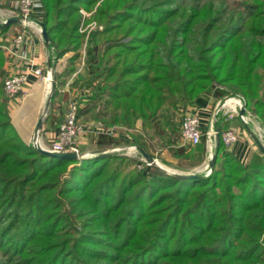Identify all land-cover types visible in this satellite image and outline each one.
I'll list each match as a JSON object with an SVG mask.
<instances>
[{
  "label": "trees",
  "instance_id": "16d2710c",
  "mask_svg": "<svg viewBox=\"0 0 264 264\" xmlns=\"http://www.w3.org/2000/svg\"><path fill=\"white\" fill-rule=\"evenodd\" d=\"M81 1L38 0L41 12L38 21L50 38L56 60L62 59L67 53H73L66 63L67 73L75 69L74 63L78 61L79 52L84 46L89 60L99 58L100 66L95 74L98 81L92 86L90 99L82 109L79 108L78 118L99 119L107 126L118 125L130 130H135L136 122L140 120L141 133L130 134L131 142L128 143L144 149L152 157L148 141L158 138L162 146H176L180 140L176 139L175 133L181 137L182 120L186 112L194 113L190 109L196 100L214 90L220 96L241 98L245 110L254 113L264 126V0H237L239 2L232 3L227 0H207L196 4V11L195 7L188 5L191 0L174 1L176 5L173 7L169 6L173 5L169 0H162L165 1L164 6L170 8L155 12L156 18L148 20H141L138 13L135 18L127 16L128 13L122 8L125 4L115 2L111 5L107 2L105 7L94 13V18L102 22V28L91 31L86 42L84 33L80 32L81 14L78 4ZM142 3L145 4L146 1ZM180 5L184 8H177ZM140 24L148 29L142 28ZM9 26L0 25V29ZM107 35L115 38H104ZM130 35L132 38L129 43L123 45L115 42L116 46H110L111 41L125 39ZM113 49L116 51L112 52ZM2 62L0 51V129L5 128L0 131V181L6 184V178L14 180L0 188V194L3 193L0 199H12L10 207L6 208V204L0 207V227L8 221L14 222L11 229L19 228L20 231L23 230L22 236H25L29 229L32 230L31 222L35 224L39 221L38 225L43 223L44 212L41 208L45 205L41 201L46 188H35L34 184L44 178L54 183L63 167L76 161L52 159L31 146L22 149L24 142L12 126L7 109L11 98L3 89L6 78L4 79ZM55 92L54 88L52 99ZM180 116V127L176 129L174 121ZM220 128L222 127L218 126L217 129L221 132ZM6 131H10L7 140L4 138ZM202 132L199 144L188 145L196 150H191L188 146L185 149L171 150L173 158L187 162L173 165L174 167L187 171L182 168L200 165L201 160L197 155L204 154L206 141L205 129ZM94 142L99 150L120 144L119 139L106 134L98 135ZM194 157L197 160L189 162ZM32 159L46 161L38 170V176L35 175L34 183L30 185L34 197L26 196L25 193L27 184L32 181L26 178L34 173L37 163ZM49 165V168H45ZM151 169L157 174L165 172L155 166ZM97 170L99 171L94 172L97 175L94 179L104 172L100 167ZM141 177L146 178L142 174ZM148 178L145 183L152 187L154 181L157 185L166 182L165 188L173 189L172 193L158 195L156 205L155 202H150L142 209L139 207L142 214L139 218L136 217V222L131 227L128 214L134 211L132 206L135 207L139 194L134 192L137 196L131 201L124 198V193L119 192L122 195L120 197H123V206L120 205L121 208H116L111 213H124L125 217L117 228H120L119 234L123 233V238L120 237L117 243L108 247H118L121 244L123 254L113 255L108 248H97L89 250L88 254L83 253L80 260L82 264L263 262L262 254L251 252L256 238L264 233L263 156L254 155L248 164L241 163L227 150L220 137L214 165L207 177L184 179L152 174ZM218 189L221 192H217ZM142 192L146 194L149 188L146 187ZM68 194L69 192L65 195ZM47 199L50 201V196ZM75 199L78 198H72ZM163 202L167 204L161 207ZM51 205V202L47 203L44 211ZM109 207H101L102 214L109 212ZM97 209L93 207L88 212L91 218L94 217L92 220L108 223L105 229L109 236L111 228L114 224H119L120 218L112 219L109 212L105 220L97 213ZM177 214H182V220L188 227H181L180 235L178 233L168 241L170 236L164 234L169 229L170 233H177L175 224L177 220L180 221ZM155 223L157 226L150 228ZM200 224L205 227L195 228L200 227ZM181 233L186 234V240H181ZM159 234L163 236L159 237ZM229 234L233 237V242L229 243L228 249L222 248L220 251L213 248V245L222 244ZM232 250L235 252H231ZM26 252L28 250L19 255ZM71 264L76 263L73 261Z\"/></svg>",
  "mask_w": 264,
  "mask_h": 264
},
{
  "label": "rangeland",
  "instance_id": "374dc122",
  "mask_svg": "<svg viewBox=\"0 0 264 264\" xmlns=\"http://www.w3.org/2000/svg\"><path fill=\"white\" fill-rule=\"evenodd\" d=\"M19 1L20 0H0V9L1 10L11 9ZM144 1H146L145 4L142 3ZM169 1L173 4V5H169L170 7L176 5L174 1L177 0H169ZM201 1L206 2L207 0H191V2L194 3L190 2V4L188 5H190L189 7H195L196 4H201L202 3ZM107 2L111 3V5L114 4L115 2H119L120 4H125L124 6H122V8L128 13L127 16H133L135 18V15L137 16L138 13V17L141 20H148L153 18L155 19L156 18L155 12L165 11L170 8L168 6H164L165 1L162 0H97V1L89 0V2H86V0H82L78 4V8L81 14L80 32L84 33L85 42L86 40H88V36L91 31L102 28V22L94 18V13L99 8L105 7ZM227 2L232 3L239 1L227 0ZM179 7L184 8V6L182 5L178 6L177 8ZM196 10L197 7H195L194 11ZM143 14H145V16H143ZM127 25L128 22L125 23L124 26L126 27ZM139 26H141L142 28H146V30L148 29V27H144L145 25L143 24H140ZM107 36L108 37H104V38H111V40L115 38L114 36H110V35ZM131 38L132 36L130 35L125 39L111 41L112 43L110 46L111 47H113L112 45L116 46L115 42H121L123 45L127 44L129 43V40H131ZM115 51L116 50L114 49L112 50V52ZM66 55L68 54H65L64 57ZM87 60L88 59L86 58V61ZM43 75L44 76L46 75V71H43ZM42 82H43L41 85L42 89L44 85H47V89L42 90L41 97L37 105L38 109L36 113H40L41 116H43L45 112L44 106L49 98L50 91L52 89L50 84L48 86V82L46 81H42ZM54 88H55V78H54ZM22 95L24 96L26 94L23 92ZM227 98L229 99L236 97L227 96ZM51 100L52 99H50L48 109L45 113L46 116L49 115L50 110L53 106ZM25 108L26 107H24V110ZM249 114L252 117L251 116L245 117V121L251 127L252 126L254 127L253 135L264 144V127L262 126L260 119L257 116H255L254 113L249 112ZM227 119L230 120L231 122H234L235 120L236 122L235 124L238 125L240 129L241 127H243V124L240 123L241 120L240 118H238L237 114L230 113L226 116L225 120ZM180 120H181V116L178 118L177 121H174L176 129L180 127V123H181ZM79 121L80 123H82V125L88 128L87 126L88 120H84L81 117L79 118ZM220 129L221 132L219 130V134L226 131V128L225 129L220 128ZM1 130L4 131L5 128L0 129V131ZM202 131H204V129H202ZM49 133L50 131H45V130L42 132V135L46 140L47 145L41 143V141L39 140L40 136L36 138V145L38 147L48 150V146L50 147L52 144H54L55 140L50 139V136L48 135ZM207 133H208V127L205 129L204 134L206 135ZM90 135H91L90 131H88V133L86 132L85 136L80 138L75 145V148L77 150L75 152L77 154L81 153L82 155H85L84 157L76 159L75 160L76 162L74 164L65 165L61 170L60 174L58 175L57 180L54 181V183H52L48 178L46 179L44 178L41 181L36 182L34 184L35 188L37 186H40L39 188H46V190H44V192L42 193L43 197L41 204L47 207V203L50 202L52 203L51 207H48L47 208L48 210L46 211H44L45 207L41 208V210H43L44 212L43 213L44 215H42L43 223H41V225H38L39 221L38 222L36 221L35 224L31 222L30 226H32V230L29 229L28 230L29 233L27 232L28 234H26L25 236H22L21 234L23 230L20 231L19 228L11 229L14 222L12 223L8 221L6 222L7 224L0 227V264H71L73 263V261L76 264H82V261L80 260L83 256V253L86 252L88 254L90 253L89 250L92 251L97 248H108V250H111L110 251L111 254L115 255L118 253L120 254L119 256H121L123 254L121 244H118V247H114V246L113 248L108 247V245L110 244L117 243L120 237L123 238V233L119 234L121 230L120 228L119 229L117 228L120 225V223H122L121 221L125 217L124 213H122V211H118V212L115 211L114 213H111L112 211L116 210V208H121V206H123L121 204V199H123V197L122 198L120 197L122 195H119V192L124 193L123 194L124 198L131 201H133L134 198L137 196L134 195V192L135 193L137 192L139 194V198L135 202V207L132 206V208H134V211L128 214L132 222L130 226L133 227L136 222L135 221L136 217L139 218L141 216L140 214H142L140 213L141 211L138 209L139 207L140 209H142L144 206L146 207L150 202H155L154 204L156 205L158 204V201L156 203L155 200L157 199L156 197L158 195L169 194L172 193L173 191V189L165 188L167 185L166 182L164 181L159 183L158 185L154 181L153 182L154 187H152L151 184L145 183L146 180L149 179L148 177H152V174L155 176L163 174L164 176L170 178H177L179 176L173 175V173L176 174L184 173V171L177 169L174 166L180 163H187V162L177 161L172 156L171 159L164 160L163 159L164 157H162L161 155V151L162 149H164L165 146L161 145L162 142L159 139L158 141L157 140L155 141L156 143L155 150L152 155L154 156L155 159H157L158 161L157 165L163 171H165V172L161 171L162 172L161 174H157L151 169L153 166L149 165L141 158V155L138 150L133 151V153L126 154L125 151H127L126 150L127 148H124L125 149L124 150L122 147L128 145L130 146L128 142L124 144L120 143L118 145H111L110 147L113 148L103 150L104 154L91 155L92 154L91 152L97 151L99 150V148L96 145L92 144L91 142L92 138H90L91 137ZM175 135H176V139L178 140L181 139V137H179V135H177L176 133ZM9 137H10V131L9 132L6 131L4 138H6L7 140L9 139ZM33 137L31 139H28L27 141H25L22 137H20V139L24 142V147L21 148L24 149L25 147H29V146L34 148ZM249 142L253 148H256L255 144L252 143L251 140H249ZM8 144L9 143L7 142V145ZM205 145H206V141H205ZM212 145L213 142L211 143V146ZM188 148L191 150L194 149L196 150V148H190V146H188ZM169 152L171 153V150H169ZM126 156H131L136 159L132 158L131 160L133 161H131L130 157L126 158ZM52 159H57V158H52ZM57 160H66V159H57ZM196 160L197 159L194 157L193 159H189V162L194 163ZM32 161L35 162L37 161V159H32ZM45 162L46 161L43 162L42 160L37 161L34 167L35 168L34 173H30L27 176L26 179L32 181L27 184L28 188L25 189V193H27L26 196L34 197L33 189L30 188V185L34 183L35 180L33 179L36 177L35 175L40 173L38 170H40L41 167L44 166ZM163 162H165L166 164ZM167 163L174 166L168 165ZM50 166L51 165L46 166L45 168H49ZM98 167H100V169H104V172L101 175H99L97 179H94V177L97 176L94 172L99 171L97 170ZM182 169L188 170L192 168H182ZM210 172L205 171L201 173L200 175L203 176L201 179L207 177V175ZM141 174L146 176V178L144 179L143 177H141ZM13 180L6 178V184L5 182L1 183L0 181V188H2L3 186L6 187ZM146 187L149 188V192L143 194L142 191ZM82 190H86V191H82ZM9 192L10 191H8V193ZM67 192H69V194L65 195ZM217 192H221V191L218 189ZM131 193L133 194V196ZM2 194L3 193H1L0 196ZM5 196H7V194H5ZM48 196H50L51 198L50 201H48L47 199ZM72 198H78V199L72 200ZM11 200L0 199V207L2 204H6L7 205L6 208L10 207V205L12 204ZM35 200L36 199H34V202ZM166 202L165 203L163 202L162 205L160 206L161 207L165 206L167 204ZM105 206H110L109 207L110 209L108 210L111 213L112 219L120 218L118 219L119 224H114L113 226L114 229L111 228L112 230L110 231L109 236L107 235L108 233L106 232L105 229V227L108 226V223L104 222L103 220L100 221H94L97 219L92 220L94 217L91 218V214L90 212H88L93 207L98 208L97 213H99L100 216L105 219L106 214L107 213L110 214L109 212H106V214H102L101 207H105ZM129 208H131V205ZM145 218L148 217L146 216ZM177 218L180 219V221L178 222L177 220L175 224L177 233L176 234L175 232L170 233L171 229H169L168 232L164 234V236L167 235L170 236L168 238V241L171 238L175 237V235H178L181 227L183 229H186L188 227L185 224V222L182 220V214H177ZM155 226H157L156 223L153 224L150 228L153 227L155 228ZM198 226L200 227H195V228L205 227V225L203 224H200ZM158 236L160 237L163 235L159 234ZM187 236L189 237L190 235ZM95 239H98L100 241H91ZM256 239H257L255 240L256 244L253 245L251 252L253 254H262L261 256L263 258V262L254 263V264H264V233L259 238ZM181 240L182 241L186 240V234L184 235L183 233H181ZM231 242H233V237H231L229 234L226 240L223 241L222 244L213 245V248L221 251L222 248L223 249L227 248L229 243ZM32 243L33 245H31ZM227 249H225V251ZM25 250H28V252L24 253V255H19L21 254L22 251ZM231 252H235V250H232Z\"/></svg>",
  "mask_w": 264,
  "mask_h": 264
},
{
  "label": "crops",
  "instance_id": "0c3cea01",
  "mask_svg": "<svg viewBox=\"0 0 264 264\" xmlns=\"http://www.w3.org/2000/svg\"><path fill=\"white\" fill-rule=\"evenodd\" d=\"M40 14V7L38 6L33 10V13L31 15V18L38 24H40L38 21ZM18 34H22L23 39L19 44H16L15 39ZM0 51L3 57L2 70L3 74L5 75L4 79L8 76L23 73L29 68H39L43 71H47L48 63L50 64V66H53V63L55 62L54 78L56 92L55 96L52 99L54 89L52 90L50 99H52L51 103H53V106L50 110L49 115L45 116L44 118L42 130L39 137L41 143L45 145L46 140L42 135V132L45 130L50 131V133L48 134L50 136V139L55 140V132L60 122L63 120V117L68 108V104L72 101H76L79 105V108L82 109L84 103L88 101L92 96V86L95 85L98 81L95 77V74L98 73L99 70V58H96L95 60H89L86 53V47H84L79 52L80 56L78 61L74 63L75 69L72 72L67 73L66 63L67 60L73 55V53H67L68 55H66L62 59L56 60L53 50L49 49L45 45L39 32L33 30L32 28H23L19 24L10 25L3 30L0 29ZM86 58L88 59L87 61ZM58 75L59 78L57 77ZM42 83V80L35 77L33 74L28 75L27 82L23 88V92L26 95L12 98L8 101L7 109L11 118V124L18 135H20V137H22L25 141L33 137L36 124L42 117L40 113H36L38 109L37 105L40 100L42 90L44 89H42L41 87ZM237 98L239 97L228 99L227 96H220L216 94V90H214L211 93L198 98L194 106L191 107L190 110H192L198 116L200 125L204 129H206L207 127L209 129V127L212 125L214 130L219 126L223 129L226 128V130L234 131L237 134V140L234 144L227 147V150L231 154L235 155L241 163L248 164L254 155L259 154L260 156H262L259 150L257 148H253L249 142V140H251L252 143H254L250 136V133H254V127H251L249 124H247V122L245 121V117H243V119H240V123H242L244 127H241V129L238 125L235 124V120L234 122H231L228 119L225 120L228 114L233 113V108L235 105H237ZM24 107H26L25 110ZM217 107L218 111L215 113ZM187 113H189V111L186 112V114ZM248 116H251L249 112H247V117ZM87 126L90 129V138H92L91 142L94 145H96L94 142L95 138L101 134H106L115 139H120V143L124 144L126 142H129L130 134L141 133L140 120L136 122L135 130H130L118 125L107 126L103 124V122L99 119L88 120ZM156 140L158 141V138H155L152 141H148V149L151 154H153L155 150ZM212 142L214 143V141ZM211 143H206L204 154L197 155V157L201 160L200 165L195 168L188 169L184 172L193 171L195 173H203L206 171L205 161L209 149L212 147ZM129 144L130 146L136 147V149L138 150V146L133 145L132 143ZM188 145V143L184 144L180 139L176 146L168 144L166 147H164V149H162L161 151V155L162 157H164V160H169L171 159L169 150L175 151L177 150L176 148L185 149ZM128 146H123L122 148L124 149ZM112 148L113 147H110L108 149ZM126 157L133 158L131 156Z\"/></svg>",
  "mask_w": 264,
  "mask_h": 264
},
{
  "label": "built area",
  "instance_id": "2783aa9c",
  "mask_svg": "<svg viewBox=\"0 0 264 264\" xmlns=\"http://www.w3.org/2000/svg\"><path fill=\"white\" fill-rule=\"evenodd\" d=\"M39 6L38 0H20L14 7L8 10H2L8 14L0 18V25H5L6 21L12 17H22L24 18L23 28L25 26L26 20H31L39 27V34H41V28L39 24L31 18L33 10ZM1 10V9H0ZM31 18V19H30ZM23 39L22 34H18L15 39V43L19 44ZM33 74L40 80H47L46 75H43V71L39 68H29L27 71L8 76L3 82V89L7 96L11 99L20 97L23 93V88L27 82L28 75ZM238 100V105L233 113L237 114V109L240 106V100ZM79 105L76 101H72L68 104L67 111L60 122L56 132L55 141L48 150L51 152L61 153V152H75L76 143L80 138L85 136L86 132L90 131L86 126L80 123L78 118ZM218 111V107L215 113ZM242 119V118H241ZM202 127L198 116L195 113H187L182 120L181 127V141L186 144L195 146L199 144L202 136ZM206 136V143L208 142V133ZM221 141L226 146L229 147L234 144L237 140V134L232 130H226L221 133ZM136 148L134 146H128L127 148Z\"/></svg>",
  "mask_w": 264,
  "mask_h": 264
},
{
  "label": "water",
  "instance_id": "95a60500",
  "mask_svg": "<svg viewBox=\"0 0 264 264\" xmlns=\"http://www.w3.org/2000/svg\"><path fill=\"white\" fill-rule=\"evenodd\" d=\"M12 24H19L20 26H23L24 24V18L22 17H12L9 18L5 25H12ZM40 28H41V37L43 42L45 43V45L53 50L51 41L49 36L47 35L45 28L43 27L42 24H39ZM55 65V62L53 63ZM53 66H50V64L48 63L47 66V71H46V78L47 81L49 82V84L51 85L52 89L50 91V95L49 98L45 104V112L43 114V116L38 120L36 127H35V131H34V137H33V142H34V149L47 156V157H51V158H57V159H68V160H76L78 158H82L85 155H82L81 153L77 154L76 152H61V153H56V152H51L49 150H45L43 148H40L36 145V138L40 136V132L42 130V125H43V121L44 118L46 116V111L48 109V105H49V101H50V97L52 94V90H53V84H54V73H55V68ZM240 100V106L237 109V116L241 119L242 117H247V112L245 110L244 107V103L242 101V99ZM221 103V102H220ZM219 103V104H220ZM219 107V106H218ZM250 136L256 146V148L260 151L261 155L264 157V144L258 140L252 133H250ZM219 141H220V134H219V130L216 133L215 136V140L214 143L212 145V147L209 149L205 164H206V170L207 172H210L213 168L214 165V161H215V157L218 151V147H219ZM138 151L142 157V159L147 162L149 165L155 166L158 169L162 170L158 165H157V159H155L154 157L150 156L149 154H147L144 150L138 148ZM91 155H100V154H104L103 152H100V150L97 151H93L91 152ZM163 171V170H162ZM174 175V174H173ZM179 177L184 178V179H189V178H194V179H198V178H202L203 176H201L200 174L194 173L193 171H189V172H184L182 174H177ZM207 175V174H206Z\"/></svg>",
  "mask_w": 264,
  "mask_h": 264
},
{
  "label": "bare ground",
  "instance_id": "6f19581e",
  "mask_svg": "<svg viewBox=\"0 0 264 264\" xmlns=\"http://www.w3.org/2000/svg\"><path fill=\"white\" fill-rule=\"evenodd\" d=\"M3 14L7 15L8 13L5 12V11L0 10V18H1V17H4ZM25 26H26L27 28H29V29L32 28L33 30H35V31H37V32L39 31V27H38L34 22H32L31 20H26ZM43 81H44V80H43ZM45 81L48 82L47 80H45ZM48 86H49V82H48ZM43 88H44V90H46V89H47V85H44ZM237 105H238V101H237ZM237 105L234 106V108H233V112L235 111V108L237 107ZM242 119H243V117H242ZM217 131H218V129H215V130H214V128H213L212 125L209 127V129H208V142L211 143L212 141L215 140V136H216ZM208 142H207V143H208ZM124 150H125V149H124ZM126 150H127V151H125V153H126V154H129V153H133V151H136L137 149H136V148H131V147H129V148H127ZM100 152H103V150H100ZM205 169H206V165H205ZM206 171H207V170H206Z\"/></svg>",
  "mask_w": 264,
  "mask_h": 264
}]
</instances>
